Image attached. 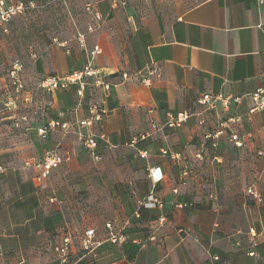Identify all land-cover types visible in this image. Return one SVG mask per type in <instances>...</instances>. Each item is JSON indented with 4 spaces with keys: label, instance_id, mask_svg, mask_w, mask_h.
<instances>
[{
    "label": "crops",
    "instance_id": "1",
    "mask_svg": "<svg viewBox=\"0 0 264 264\" xmlns=\"http://www.w3.org/2000/svg\"><path fill=\"white\" fill-rule=\"evenodd\" d=\"M97 5L108 26L94 44L83 36L53 38L33 68L42 79L81 69L90 60L109 76L110 89L89 84L80 105L75 84L51 92L32 129L52 119L88 117L89 106L99 104L102 118L81 130L97 136L100 158L95 160L73 132L58 130L46 138L35 133L32 162L52 147L69 159L39 185L32 162L31 178L14 177L17 199L0 207V241L12 264H55L51 243L65 231L73 234L76 258L87 228L95 229L96 255L78 264H215L214 255L224 264H264V111L248 112L250 93L264 85V0H199L175 17L149 8L126 30L111 23L119 19L111 0ZM94 48L100 52L90 57ZM206 93L232 97L208 109L199 103ZM168 110L195 115L168 128L161 126ZM231 116L237 121L228 130L239 134L243 146L236 147L226 134L211 148L204 134ZM199 118L206 120L204 126H198ZM151 122L161 128L135 140ZM163 148L187 158L185 176L184 163L163 155ZM239 161L252 166L253 178L245 189L226 188L229 173L222 172V163ZM153 166L163 173L156 183L149 177ZM252 186L257 199L247 192ZM150 192L163 207L139 206ZM183 202L191 205L176 206ZM162 214L167 221L159 240L150 242L151 225ZM107 221L128 241L112 244Z\"/></svg>",
    "mask_w": 264,
    "mask_h": 264
},
{
    "label": "rangeland",
    "instance_id": "2",
    "mask_svg": "<svg viewBox=\"0 0 264 264\" xmlns=\"http://www.w3.org/2000/svg\"><path fill=\"white\" fill-rule=\"evenodd\" d=\"M100 1L23 0V13L13 16L7 32H0V207L17 199L14 177L22 174L31 178L34 175L30 167L36 131L32 127L40 119L43 106L48 104L50 93L41 89V78L33 68V60L53 42V38L78 39L83 36L90 45L94 44L96 37H101L107 29L108 23L103 16L95 19L87 8L98 9ZM198 1L111 0L119 18L111 23L116 25V29L126 30L127 25L136 23L146 9L155 8L166 17H175ZM14 64L19 68L15 73L21 81L19 86L13 84ZM221 168L222 172L229 173L226 188L245 189L253 178L252 166L243 165L240 161L238 164L223 162ZM243 175L246 178L243 179ZM7 190L9 194L6 196ZM218 222L222 223L221 220ZM0 240L3 241V237ZM8 245L11 244L7 239ZM8 255L3 248L0 264L14 262V258Z\"/></svg>",
    "mask_w": 264,
    "mask_h": 264
},
{
    "label": "built area",
    "instance_id": "3",
    "mask_svg": "<svg viewBox=\"0 0 264 264\" xmlns=\"http://www.w3.org/2000/svg\"><path fill=\"white\" fill-rule=\"evenodd\" d=\"M25 5L23 0H0V32H7L8 24L13 18V16L23 13ZM92 15L95 19H101L102 15L98 9H90ZM64 45V43H63ZM100 50L94 48L88 54L90 57L98 54ZM17 64H14L12 70L13 84L20 85V79L15 75L18 70ZM122 77H126L127 74L122 73ZM75 84L76 88V99L78 105L81 104L84 92L89 84L94 86L102 87L104 90L110 89L112 81L108 75H106L99 67L87 61L81 69L72 70L62 76L50 75L44 77L40 81V87L44 91L51 93L57 90H64L69 85ZM232 96H225L223 94H203L199 100V103L204 105L206 108H214L218 102L226 105L229 99ZM250 99L252 106L249 109V114L258 111H264V85L258 86L250 93ZM235 101H239V97H234ZM12 102V100L10 99ZM104 108L99 104H91L89 106L88 117L77 119L76 121H63L59 119L48 120L44 123L39 124L36 127V133L42 137L46 138L48 135L55 131H61L63 133L73 132L81 144L91 152L92 157L95 160L100 158V155L95 151L98 148L99 142L96 135L92 133H86L81 130L85 126L92 125L94 122H98L102 115L104 114ZM195 115L192 110H181L173 112L168 110L165 113V121L161 126H166L168 128H178L181 127L188 118ZM237 121V117L231 116L226 118L219 119L215 127L211 128L204 134V139L208 140L211 148L218 147V141L223 135H228L229 139L233 142L236 147L243 146V140L239 134L235 131L228 130L231 123ZM206 120L204 118H199L197 120L198 126H204ZM161 126L155 122H151L150 126L142 133H140L136 139H144L148 136L153 135L158 131ZM228 130V131H227ZM146 152H140L141 156H145ZM163 155H167L170 159L176 162H183L184 167L181 171V175L185 176L188 173V160L180 152L171 151L167 148L161 150ZM196 157L202 158V153H197ZM69 159L68 154L61 152L59 147H52L47 149L44 156L40 159H36L32 162L33 167L37 170V174L34 176V181L36 184H41L45 179L48 178L51 170L55 167H58L62 163L66 162ZM29 164V163H27ZM149 177L152 182L156 183L163 179V173L160 166H153L149 169ZM247 192L255 199L259 198V194L256 189L249 187ZM163 201L155 195L154 192H150L144 198L139 200V206L144 208H155L163 207ZM191 202H183L176 204L179 208H184L190 206ZM167 221V216L162 214L158 219L151 225V233L149 235V241L153 243L158 242L157 233L165 225ZM106 229V234L108 240L112 244L121 245L128 241L129 236L116 229L114 225L107 221L104 224ZM98 245V241L95 237V229L87 228L83 231L78 240V256L74 258L72 256L73 248L75 246V241L73 234L71 232H65L59 236L56 242L52 245V250L56 255L55 264H78L86 259H94L96 253L95 249ZM3 251V244L0 241V252ZM212 260L215 264H224L221 258L218 255L212 256Z\"/></svg>",
    "mask_w": 264,
    "mask_h": 264
}]
</instances>
